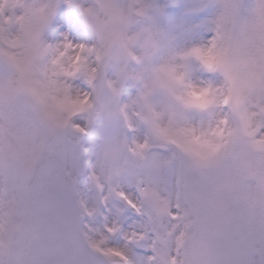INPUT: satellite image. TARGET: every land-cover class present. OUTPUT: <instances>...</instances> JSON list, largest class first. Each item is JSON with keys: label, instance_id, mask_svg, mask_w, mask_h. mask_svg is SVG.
<instances>
[{"label": "snow or ice", "instance_id": "6c2138e0", "mask_svg": "<svg viewBox=\"0 0 264 264\" xmlns=\"http://www.w3.org/2000/svg\"><path fill=\"white\" fill-rule=\"evenodd\" d=\"M0 264H264V0H0Z\"/></svg>", "mask_w": 264, "mask_h": 264}, {"label": "rangeland", "instance_id": "374dc122", "mask_svg": "<svg viewBox=\"0 0 264 264\" xmlns=\"http://www.w3.org/2000/svg\"><path fill=\"white\" fill-rule=\"evenodd\" d=\"M64 12H65V9H64L63 6H62L61 11L58 13V16H60V15L63 14Z\"/></svg>", "mask_w": 264, "mask_h": 264}]
</instances>
